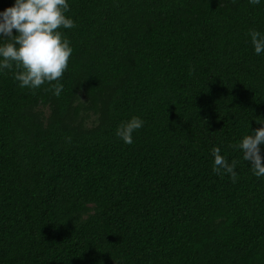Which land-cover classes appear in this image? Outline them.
<instances>
[{"label": "trees", "instance_id": "obj_1", "mask_svg": "<svg viewBox=\"0 0 264 264\" xmlns=\"http://www.w3.org/2000/svg\"><path fill=\"white\" fill-rule=\"evenodd\" d=\"M68 2L61 94L0 73V264H264V176L234 147L264 120V3Z\"/></svg>", "mask_w": 264, "mask_h": 264}, {"label": "clouds", "instance_id": "obj_2", "mask_svg": "<svg viewBox=\"0 0 264 264\" xmlns=\"http://www.w3.org/2000/svg\"><path fill=\"white\" fill-rule=\"evenodd\" d=\"M257 5L264 0H248ZM68 0H13L10 6L0 10V73L13 69L14 79L20 87L39 88L45 82L50 84L52 94L59 96L63 85L59 78L68 66L72 46L61 28L74 27V20L66 13ZM15 30V33L13 32ZM248 36L252 50L257 54L264 52V33L249 29ZM260 126L243 134L234 145L241 158L248 162L253 175L264 176L261 145L264 144V120L259 119ZM143 119L132 115L122 121L115 130L124 143L133 142L132 133L143 126ZM213 171L223 170L235 182L237 172L236 160L229 162L221 154L219 147L211 149Z\"/></svg>", "mask_w": 264, "mask_h": 264}]
</instances>
